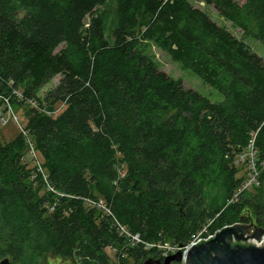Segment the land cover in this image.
Masks as SVG:
<instances>
[{
	"label": "trees",
	"instance_id": "trees-1",
	"mask_svg": "<svg viewBox=\"0 0 264 264\" xmlns=\"http://www.w3.org/2000/svg\"><path fill=\"white\" fill-rule=\"evenodd\" d=\"M199 1L242 37L191 0H0V117L11 101L23 118L11 142L0 132V258L143 264L249 223L246 208L264 227V56L246 40L264 46V0ZM252 140L260 184L234 199Z\"/></svg>",
	"mask_w": 264,
	"mask_h": 264
},
{
	"label": "water",
	"instance_id": "water-1",
	"mask_svg": "<svg viewBox=\"0 0 264 264\" xmlns=\"http://www.w3.org/2000/svg\"><path fill=\"white\" fill-rule=\"evenodd\" d=\"M248 215L250 223L225 226L212 238L193 244L185 255L180 249L163 260L148 258L143 264H264V243L263 247L247 243L249 239H260L264 227L254 224L249 212ZM1 262L8 264L10 259Z\"/></svg>",
	"mask_w": 264,
	"mask_h": 264
},
{
	"label": "rangeland",
	"instance_id": "rangeland-1",
	"mask_svg": "<svg viewBox=\"0 0 264 264\" xmlns=\"http://www.w3.org/2000/svg\"><path fill=\"white\" fill-rule=\"evenodd\" d=\"M192 3L204 11H206L218 24L224 25L228 27L231 32L238 37H242L243 33L240 28H234L231 24V22L225 20L218 12V10L214 7V5H207L203 1L199 0H191ZM112 18L110 21H112L115 17V7L114 4L112 6ZM112 23H110V28H111ZM246 40L252 45L254 50L259 54L264 56V46L263 44L258 41V40H253L250 38H246ZM61 46L57 49L59 50ZM151 51L156 54V57L158 60L162 63V68L165 70L167 73L171 74L173 77L181 79L183 84L188 87V88H193L201 91L203 94L208 95L207 93L211 94L210 96L212 98H217L220 97L219 93L212 90L208 85L202 82V80L195 75L192 71L190 70H183L180 68V65L177 64L176 62H173L171 58L162 50L158 49L154 45L150 46ZM61 76L58 75L56 76L51 83H49L41 92L45 93L48 89L51 87L55 86L58 84ZM209 96V95H208ZM4 108V111L0 117V132H1V140L3 142H11L21 131L23 127V118H22V111L19 108L18 105L14 106L11 101H6L5 105L2 107ZM63 109L62 105H57L56 108V114L60 113L61 110ZM19 111V112H17ZM17 112V113H16ZM246 152H251V149L246 151ZM38 160H40V156L37 154L36 156ZM31 158L33 160L37 158L31 157L30 154L27 155V159L31 161ZM257 156L253 157L254 162L256 160ZM36 161V160H35ZM33 163V162H30ZM241 165V164H239ZM245 167L242 172L239 173V176L243 174V172L247 171V174L249 175V171L251 167L248 164H244ZM260 184V182L258 183ZM257 184V185H258ZM248 212L252 218V222L256 224V215L255 212L249 208H246L243 212V215L246 217H249ZM250 218V217H249ZM257 225V224H256ZM250 243V242H247ZM167 244H170V242H167ZM111 257L114 259L113 253L110 251ZM64 262H67L68 264H72L71 261H66L63 260L60 257H57L55 255H48L45 264H63Z\"/></svg>",
	"mask_w": 264,
	"mask_h": 264
},
{
	"label": "built area",
	"instance_id": "built-area-1",
	"mask_svg": "<svg viewBox=\"0 0 264 264\" xmlns=\"http://www.w3.org/2000/svg\"><path fill=\"white\" fill-rule=\"evenodd\" d=\"M253 144H254V142L252 140L250 143V146H249V150L251 149V152H246L245 154L241 155L240 159L243 161H248V165L251 167V169L249 171V175H248L247 179L245 180V182L242 184V186L238 189L237 193L235 194L234 199H237L238 195L241 192H243L244 190L251 189L254 185H257L259 183V172L256 169L255 162L253 159V157H255V154H256L255 150L253 148L254 147ZM263 164H264V162H263ZM92 202H94V201H92ZM94 204L97 205L99 208L107 209L105 203L102 200H100L98 202H94ZM107 211H109V210L107 209ZM121 230H122V233H124L130 239V241L132 243L137 244V243L141 242V238H140V235L138 233H131V232L127 231L124 227H121ZM217 231L209 232L208 226H206L203 230H201L199 233L194 235L192 240L188 244L172 245V244L166 243L164 245H157V247L161 250L159 258H162V260H163L167 256L175 254L180 249L183 251V253L185 255L186 252L188 251V249L193 244H196L201 240H208V239L212 238ZM247 242H250L249 244H253L257 247H263L264 234L258 240L253 238V239H249ZM148 246L153 247V246H155V244H151V245L149 244ZM181 264H184V263H181Z\"/></svg>",
	"mask_w": 264,
	"mask_h": 264
},
{
	"label": "flooded vegetation",
	"instance_id": "flooded-vegetation-1",
	"mask_svg": "<svg viewBox=\"0 0 264 264\" xmlns=\"http://www.w3.org/2000/svg\"><path fill=\"white\" fill-rule=\"evenodd\" d=\"M250 223V222H249ZM4 258H0V264H3L1 261L3 260ZM8 264H13V263H11V261L10 262H8Z\"/></svg>",
	"mask_w": 264,
	"mask_h": 264
}]
</instances>
